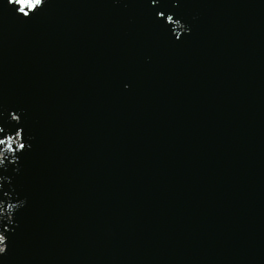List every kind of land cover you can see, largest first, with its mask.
<instances>
[{"label":"snow or ice","instance_id":"snow-or-ice-1","mask_svg":"<svg viewBox=\"0 0 264 264\" xmlns=\"http://www.w3.org/2000/svg\"><path fill=\"white\" fill-rule=\"evenodd\" d=\"M42 2L43 0H32V2L28 3L26 6L29 8V10H32L41 5ZM18 3L21 4L19 12L23 13L24 16H29V12L25 11V0H18ZM168 18L171 19V16H169ZM0 143H3V141L0 140ZM21 147H23V145H21Z\"/></svg>","mask_w":264,"mask_h":264},{"label":"clouds","instance_id":"clouds-1","mask_svg":"<svg viewBox=\"0 0 264 264\" xmlns=\"http://www.w3.org/2000/svg\"><path fill=\"white\" fill-rule=\"evenodd\" d=\"M8 2H9V4H13V0H8ZM15 3H18V0H15ZM25 17H27V16H25ZM4 251H5L4 247H0V253H3Z\"/></svg>","mask_w":264,"mask_h":264}]
</instances>
